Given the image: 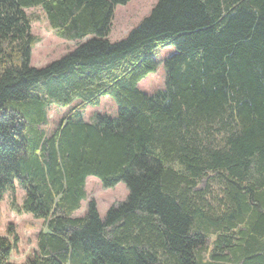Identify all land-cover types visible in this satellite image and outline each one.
Returning a JSON list of instances; mask_svg holds the SVG:
<instances>
[{
    "label": "trees",
    "instance_id": "trees-1",
    "mask_svg": "<svg viewBox=\"0 0 264 264\" xmlns=\"http://www.w3.org/2000/svg\"><path fill=\"white\" fill-rule=\"evenodd\" d=\"M128 1L0 0V204L17 181L11 205L43 223L20 263L7 224L0 264H264V0H158L111 42ZM32 7L78 41L41 68ZM167 45L165 88L148 94ZM104 95L117 116L88 122ZM75 100L47 133L49 108ZM89 176L128 189L103 220Z\"/></svg>",
    "mask_w": 264,
    "mask_h": 264
},
{
    "label": "rangeland",
    "instance_id": "rangeland-1",
    "mask_svg": "<svg viewBox=\"0 0 264 264\" xmlns=\"http://www.w3.org/2000/svg\"><path fill=\"white\" fill-rule=\"evenodd\" d=\"M158 0H129L125 4H118L114 8V16L110 24V33L107 36L109 41H119L128 34V31L138 25L151 11ZM26 12L32 17L31 32L35 36V44L30 52V65L41 68L46 64L59 59L60 57L71 52L77 45L78 41L65 40L54 34L48 24L45 13L40 7L26 8ZM173 52L170 45L158 47L153 51V56L158 61V68L154 73L149 74L139 82L140 89L152 94L157 90L165 88V67L164 60ZM75 100L68 106L52 105L48 110V124L46 125L47 133L52 132L58 125L62 116L72 107L79 104ZM117 105L110 95H104L100 99L98 106L86 104L82 109L83 117L88 121H96L98 114L115 118L117 116ZM124 182H118L115 186L105 188L100 180L95 176L86 178L85 188L89 197H93L97 202V209L100 218H105L107 209L112 205H118L126 201L128 189ZM14 194L7 193L0 204V235L6 234L7 224H12V230L16 234L15 248L11 253V261L20 263L25 256L36 249L35 234L43 227L39 219L33 218L30 214L17 212L11 205L14 200L17 205L22 203L24 191L20 189L18 182H15ZM86 208V201L78 215L83 213Z\"/></svg>",
    "mask_w": 264,
    "mask_h": 264
}]
</instances>
